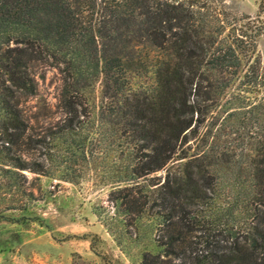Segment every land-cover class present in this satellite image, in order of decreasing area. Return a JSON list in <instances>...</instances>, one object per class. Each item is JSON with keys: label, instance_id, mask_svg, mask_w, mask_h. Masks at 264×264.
<instances>
[{"label": "trees", "instance_id": "trees-1", "mask_svg": "<svg viewBox=\"0 0 264 264\" xmlns=\"http://www.w3.org/2000/svg\"><path fill=\"white\" fill-rule=\"evenodd\" d=\"M261 43L264 0L253 17L225 0H0V220L55 140L90 155L124 143L114 183H133L142 203L126 212L151 211L159 233L140 264H264ZM46 69L61 83L53 127L46 103L28 107Z\"/></svg>", "mask_w": 264, "mask_h": 264}, {"label": "rangeland", "instance_id": "rangeland-1", "mask_svg": "<svg viewBox=\"0 0 264 264\" xmlns=\"http://www.w3.org/2000/svg\"><path fill=\"white\" fill-rule=\"evenodd\" d=\"M260 2L225 0V6L253 17ZM260 50L264 52L262 43ZM35 72L38 95L28 107L46 103L51 109L46 124L53 127L61 118L56 109L59 76L53 69ZM120 145L103 152L93 142L90 155L77 144L55 140L45 154H38L45 161L43 172L23 171L20 185L7 188L1 201L0 264H140L144 252L155 253L153 239L159 233L151 211L141 220L126 212L139 209L142 201L129 196L137 190L133 183H114L131 165L126 145ZM179 165L172 162L165 170ZM165 170L140 178L137 188L162 181Z\"/></svg>", "mask_w": 264, "mask_h": 264}]
</instances>
